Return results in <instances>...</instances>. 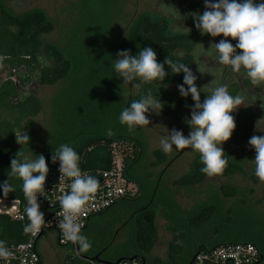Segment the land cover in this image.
Here are the masks:
<instances>
[{"label":"rangeland","instance_id":"1","mask_svg":"<svg viewBox=\"0 0 264 264\" xmlns=\"http://www.w3.org/2000/svg\"><path fill=\"white\" fill-rule=\"evenodd\" d=\"M160 2L7 0L9 9L18 14L43 10L54 23V30L45 36L46 40L56 44L72 61L69 76L56 84L37 88L42 104L34 118L38 154L30 151L24 157L36 159L43 154L47 159L50 150L65 140L90 133H106L108 129L114 134H128L141 141L143 152L135 169L143 185H147L145 196L140 200L128 199L117 203L105 213L92 217L82 230L91 243V248L82 253L84 256L100 254L103 259L117 260L122 255L136 253L130 214L150 199L158 210V241L146 257L150 264L156 260L187 264L200 249L212 247L219 227L231 217L235 218L238 227L247 226L255 230L264 248V184L254 176V157L248 156L246 145H223L232 159L241 162L245 169L243 173L228 177L208 176L203 184L180 188L174 181L190 171L199 154L190 148L178 150L175 147L165 153L159 141L172 129L180 130L187 136L191 130L188 123L180 129L178 123L164 121L161 115L149 112L146 115L151 123L129 133L127 126L119 122L121 111L141 88L123 84L114 70V60L118 58L120 44L130 28L141 15L158 12ZM157 151L166 156L165 162L157 163ZM10 167L11 164H0V169L7 175ZM9 183L16 187L20 180L9 177ZM227 184L238 189L235 196L224 194L222 187ZM14 204L13 200H0L1 208ZM210 204L215 207V212L208 223L198 226L192 217L194 212L200 206ZM174 231L182 241L171 260L169 245ZM39 245L45 264H89L73 245H60L55 230H47L41 236Z\"/></svg>","mask_w":264,"mask_h":264},{"label":"trees","instance_id":"2","mask_svg":"<svg viewBox=\"0 0 264 264\" xmlns=\"http://www.w3.org/2000/svg\"><path fill=\"white\" fill-rule=\"evenodd\" d=\"M256 2L260 3L264 0H256ZM161 3L177 8L182 14V20L166 17L160 10L155 13H145L130 28L128 35L120 44V51L129 50L135 56L142 48L151 47L156 51L157 59L161 63L169 57L174 62L187 64L197 76V87L202 88L204 85L211 83L215 77L210 74L202 75L197 71L198 66L195 64L196 57L194 55L196 43H202L207 49L211 43H218L223 37L213 38L210 35H201L196 29L193 14L203 13L205 10L204 0H161L160 5ZM183 23L185 27L191 29L189 34H174L171 31V25H182ZM53 30L54 23L43 10L34 9L18 14L9 9L7 0L0 2V56L4 57L3 61L0 62V74H3L6 70L9 72L5 80L0 78L1 165L11 164V159L15 158L18 152L22 153L21 159L30 151L34 155L38 154L34 118L40 112L42 104L36 90L39 86L58 83L69 76L72 71L71 59L56 44L47 41L45 38ZM231 42L234 45L236 43V41ZM203 59L212 69L223 68V66L216 64L212 58L204 57ZM165 71L168 74L162 83L142 84L139 94L132 100H138L141 95L147 94L151 90L153 96L161 100L163 108L159 115L163 118L162 120L178 123V127L184 129L182 125L187 123V119H190V106L194 105V101L190 95L184 98L179 94L177 86L183 84V73L174 74L167 65H165ZM216 75L219 82L228 85L231 94H245L257 98L254 104L241 107L232 113L237 127L231 139L223 144H240L238 146L244 144L247 147L248 156L255 158V150L250 147L248 141L253 135H264V133L255 129L256 121L264 117V108L261 107L262 101H260V98L264 97V86H253L245 75H233L228 69L218 71ZM185 87L187 86L185 85ZM206 94V92H201V102ZM149 112L156 114L151 110ZM16 131H26L30 137L29 144H18L15 136ZM62 144L71 145L80 156V165L93 171L110 168L115 156L114 150H118L124 158L125 174L128 179L137 184L138 190L135 195L125 196L117 203L128 199L140 200L145 196L147 185H143V181L135 169L142 156L143 149L141 141L135 136L113 134L109 137L106 133H90L65 140L50 150L46 159L48 167L53 163L51 160L52 154ZM156 156L158 158L157 163L166 161V156L161 151H157ZM225 156L228 159V165L219 176L228 177L245 171L241 162L232 159L226 152ZM202 167L203 165L198 156L194 160L190 171L176 178L174 184L180 188H193L203 184L207 181L208 176L200 171ZM6 180H9L8 175L0 169V183ZM21 185L22 181L14 187L13 192L7 195H4L3 191L0 190V199H20L25 206L26 201ZM222 190L227 196H235L238 192V189L230 184L224 185ZM150 200L140 205L139 207H142L140 212L130 218L134 227V240L137 248V252L131 256L144 258L147 263L146 257L158 241L156 222L158 210ZM262 200L264 202V196ZM214 212L215 207L213 205H203L194 212L192 217H194L198 226H203L209 222ZM226 221V224L219 227V234L212 247L226 243H254L261 253V258L256 264H261L264 260V248L256 231L247 226L238 227L235 224V218L231 217ZM27 223L28 220L23 222L0 212V240L5 241L7 246L27 241L30 234H25L23 231V227ZM181 241L180 235L174 231L169 245L171 256L169 258L171 260L174 259L173 257L181 245ZM74 248L78 252L77 246ZM80 254L86 259L90 258L84 256L81 252ZM131 256L122 255L120 258L129 259ZM153 264L172 263L156 260Z\"/></svg>","mask_w":264,"mask_h":264},{"label":"clouds","instance_id":"3","mask_svg":"<svg viewBox=\"0 0 264 264\" xmlns=\"http://www.w3.org/2000/svg\"><path fill=\"white\" fill-rule=\"evenodd\" d=\"M203 13H194L193 19L196 29L201 35L223 37L218 43L213 42L206 49L202 43H196L194 55L197 71L210 74L215 79L211 83L198 88L197 76L182 62H174L167 57L163 63L157 59V53L151 47L142 48L137 55L129 50L118 52L114 60V70L123 84H132L140 89L142 84L153 82L162 83L167 76L165 65L174 74L183 73V84L178 85L179 94L194 101L190 106L191 117L187 119L190 132L187 136L177 129H172L165 137H161L159 144L165 153L171 152L173 147L178 150L190 148L199 154L203 167L200 171L209 176L221 175L228 165L223 144L229 141L237 125L232 113L241 107H247L257 101L256 97L245 94L233 95L228 85L219 82L218 71L228 69L233 75H245L253 86H264V2L256 0H204ZM161 13L174 20H182L180 11L172 5L161 3ZM171 31L176 34H189L191 29L182 25H171ZM231 41H236L235 45ZM204 57L223 66L222 69H212L204 61ZM4 57L0 56V62ZM139 81L138 83H132ZM185 85L187 87H185ZM201 92H206L201 102ZM264 108V97L260 98ZM161 100L156 99L151 90L141 95L138 100H132L120 115L119 122L126 125L129 133H134L138 127L151 123L149 111L159 114L162 110ZM255 129L264 133V117L256 121ZM106 134L111 137L114 133L108 129ZM16 142L29 144L30 137L26 131L15 132ZM255 150L253 160L254 174L264 184V135H253L249 141ZM21 152L11 159L9 177L22 181L21 189L26 205L24 214L28 223L24 225L25 234L36 236L46 223L44 213L40 210L38 196H45V183L49 167L43 154L36 159L24 157ZM52 162H59L60 180L67 178L69 191L59 197L60 212L57 226L62 232L64 240L76 245L79 252H87L91 243L82 234L81 217L87 214L89 201L98 192L100 180L80 168V156L69 144H62L51 156ZM0 190L4 195L15 189L6 180L0 183ZM178 243H180L178 241ZM13 255L6 242L0 240V259L8 260Z\"/></svg>","mask_w":264,"mask_h":264},{"label":"built area","instance_id":"4","mask_svg":"<svg viewBox=\"0 0 264 264\" xmlns=\"http://www.w3.org/2000/svg\"><path fill=\"white\" fill-rule=\"evenodd\" d=\"M2 0H0L1 2ZM115 156L113 163L108 169L84 168L80 165L83 172H87L100 180L98 192L89 201L87 214L81 217L82 230L87 227L89 221L95 215L107 211L125 196H133L137 192V184L128 179L125 174V163L122 154L114 150ZM59 162L51 163L49 173L45 183V196H38L40 210L44 213L46 223L41 231L36 235L30 234L27 241L11 244L8 247L13 255L6 261L0 259V264H44L43 256L38 246L39 235L52 229L57 232L60 245H73L64 240L59 227L57 226L60 217L59 197L66 191H69L70 181L65 178L60 180ZM6 200L7 199H0ZM13 200V199H8ZM12 207L5 205L0 207V212L12 216L14 219L25 222L27 220L24 214L25 206L20 199ZM76 247V245H73ZM261 258L259 248L251 242H237L219 244L211 248L199 250L190 262L187 264H256ZM89 264H148L142 258L106 260L103 258H87ZM192 262V263H191Z\"/></svg>","mask_w":264,"mask_h":264},{"label":"flooded vegetation","instance_id":"5","mask_svg":"<svg viewBox=\"0 0 264 264\" xmlns=\"http://www.w3.org/2000/svg\"><path fill=\"white\" fill-rule=\"evenodd\" d=\"M7 74H9V72L6 70L3 75H2V73L0 74V78H2L3 80H5L7 78V76H8ZM141 208L142 207L135 208L132 211V213L130 214V218L136 216L140 212Z\"/></svg>","mask_w":264,"mask_h":264},{"label":"water","instance_id":"6","mask_svg":"<svg viewBox=\"0 0 264 264\" xmlns=\"http://www.w3.org/2000/svg\"><path fill=\"white\" fill-rule=\"evenodd\" d=\"M42 235H43V233H41V234L39 235V238H38V239H40ZM78 254H79L80 256H82V255L80 254L79 250H78ZM136 257H138V256H131V257H129V258H130V259H133V258H136ZM91 258L99 259V258H101V257H100V255H95L94 257H91ZM122 259H123V258H119V259H117V262L121 261ZM143 260H145V259L143 258ZM191 263H192V262H191Z\"/></svg>","mask_w":264,"mask_h":264},{"label":"crops","instance_id":"7","mask_svg":"<svg viewBox=\"0 0 264 264\" xmlns=\"http://www.w3.org/2000/svg\"><path fill=\"white\" fill-rule=\"evenodd\" d=\"M40 240V239H39ZM38 246H39V249H40V251H41V248H40V245H39V241H38ZM41 254H42V252H41ZM42 256H43V254H42ZM43 260H44V257H43ZM44 264H45V260H44Z\"/></svg>","mask_w":264,"mask_h":264}]
</instances>
